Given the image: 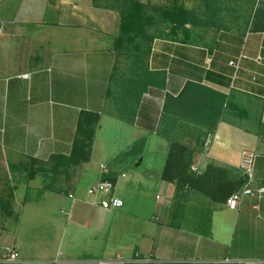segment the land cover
Masks as SVG:
<instances>
[{"label":"crops","instance_id":"crops-1","mask_svg":"<svg viewBox=\"0 0 264 264\" xmlns=\"http://www.w3.org/2000/svg\"><path fill=\"white\" fill-rule=\"evenodd\" d=\"M227 4L247 7L244 27L124 31L119 0H0V254L10 244L13 264H264V197L230 208L162 178L180 142L197 186L211 187L209 164L215 184L243 181V149L253 186L264 184V6ZM102 178L122 206L88 193Z\"/></svg>","mask_w":264,"mask_h":264},{"label":"rangeland","instance_id":"rangeland-1","mask_svg":"<svg viewBox=\"0 0 264 264\" xmlns=\"http://www.w3.org/2000/svg\"><path fill=\"white\" fill-rule=\"evenodd\" d=\"M122 2L123 0H119ZM139 3L145 5L147 16L144 17L141 21L146 24V26L150 23H155L157 25L162 23H176V25L183 27L185 21L192 24L194 28H207L214 27L217 29L222 28H230L233 25H240V27H244V25L248 21V15L244 12L247 10L245 6L244 9L241 6L239 9V13L231 14L228 13L230 6H228V2L230 0H135ZM244 0H240L243 5ZM124 2V1H123ZM131 7L128 5L127 9L129 10ZM138 22V23H141ZM181 145H184L180 143ZM179 150V148H178ZM178 150L175 152L177 153ZM188 150L182 151V155L184 161L189 160ZM191 162L194 159H190ZM189 168L198 174L200 172L196 166L190 165ZM38 172H41L43 169H37ZM40 174V173H39ZM205 178L210 186H213V182L216 180V167L212 164H209L205 170ZM45 219L42 216H36L34 218V222L40 223ZM6 246H12L10 244H5L2 246L1 251L4 253V248Z\"/></svg>","mask_w":264,"mask_h":264},{"label":"built area","instance_id":"built-area-1","mask_svg":"<svg viewBox=\"0 0 264 264\" xmlns=\"http://www.w3.org/2000/svg\"><path fill=\"white\" fill-rule=\"evenodd\" d=\"M256 6H264V0H253ZM239 60H231L229 64L233 66L235 76L236 70L238 68ZM253 165H254V153L248 149H243L241 151V157L239 162V168L243 175V183L233 191L226 199L225 203L230 208H237L239 202L244 196H256L258 198L264 197V184H259L253 186ZM114 188V182L110 178H102L98 180L95 184L88 188V193L94 196H100L98 204L104 208H117L122 206L123 201L121 198L114 196L112 190ZM19 259V253L17 249L13 246H6L4 248V253L0 257V263L3 264H13ZM237 264H249L244 261H236ZM107 263V262H106ZM110 263V261L108 262ZM102 264H105L102 262ZM111 264V263H110ZM259 264V263H254Z\"/></svg>","mask_w":264,"mask_h":264},{"label":"trees","instance_id":"trees-1","mask_svg":"<svg viewBox=\"0 0 264 264\" xmlns=\"http://www.w3.org/2000/svg\"><path fill=\"white\" fill-rule=\"evenodd\" d=\"M124 1V2H123ZM121 2V19L122 28L125 31L129 27H133L136 22L143 21L142 19L147 16L145 5L135 0H123ZM131 8L128 10L127 6ZM179 148V150H178ZM178 150L176 153L175 151ZM186 150L185 145H181L180 142H173L172 150L166 159L165 166L162 172V178L164 180L175 182L176 192H178L182 186L189 185L197 188L199 191L209 195L214 201H225L226 197L235 191L242 183L239 184H223L213 182L211 187L197 186V180L195 176L190 174L191 157L189 160L184 161V154L182 151ZM218 169V168H216Z\"/></svg>","mask_w":264,"mask_h":264}]
</instances>
